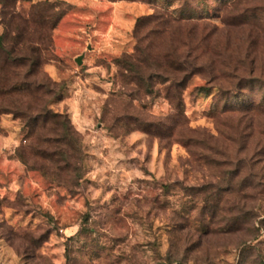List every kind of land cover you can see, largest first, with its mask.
I'll return each mask as SVG.
<instances>
[{
    "label": "rangeland",
    "instance_id": "obj_1",
    "mask_svg": "<svg viewBox=\"0 0 264 264\" xmlns=\"http://www.w3.org/2000/svg\"><path fill=\"white\" fill-rule=\"evenodd\" d=\"M0 264H264V0H0Z\"/></svg>",
    "mask_w": 264,
    "mask_h": 264
},
{
    "label": "trees",
    "instance_id": "obj_2",
    "mask_svg": "<svg viewBox=\"0 0 264 264\" xmlns=\"http://www.w3.org/2000/svg\"><path fill=\"white\" fill-rule=\"evenodd\" d=\"M33 11H34V8H33ZM38 14V13H37ZM164 15H166L167 16V14H162V17H164ZM36 16V15H35ZM41 17V16H40ZM61 17H62V14L60 15V16H58V17H56V19H55V21H54V25L53 26H56V24H57V22L61 19ZM140 22H142V20L140 21ZM139 22V23H140ZM160 22H166V20H165V17H164V19H161V21ZM23 50V49H22ZM29 58L28 57H25V56H20V58H16L14 61H13V63L15 64V63H17V64H23V65H25V60H28ZM183 63H184V65H183ZM182 63V68H189V70H193L192 72H195L194 71V69H192V67L194 66V63L193 62H190L189 61V59H185L184 60V62ZM180 66V67H181ZM185 66V67H184ZM30 84H32V81L31 82H28V80H24L23 81V90H27L28 89V86H31ZM33 85V84H32ZM179 87H182V88H184V86L185 85H183V83H178L177 84ZM38 87V89L37 90H41V88H42V85H39V86H37ZM46 118H48V114H45V117H44V121H46L47 119ZM49 140V139H48ZM49 143L50 142H53V141H48Z\"/></svg>",
    "mask_w": 264,
    "mask_h": 264
},
{
    "label": "water",
    "instance_id": "obj_3",
    "mask_svg": "<svg viewBox=\"0 0 264 264\" xmlns=\"http://www.w3.org/2000/svg\"><path fill=\"white\" fill-rule=\"evenodd\" d=\"M82 59H83V56L78 57V58H77V62H78L79 64H82Z\"/></svg>",
    "mask_w": 264,
    "mask_h": 264
}]
</instances>
